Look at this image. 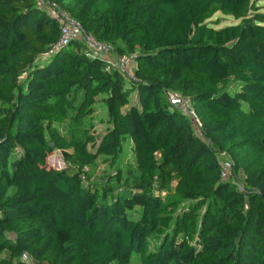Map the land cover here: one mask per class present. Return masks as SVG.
<instances>
[{
	"label": "trees",
	"instance_id": "obj_1",
	"mask_svg": "<svg viewBox=\"0 0 264 264\" xmlns=\"http://www.w3.org/2000/svg\"><path fill=\"white\" fill-rule=\"evenodd\" d=\"M49 1L134 54L133 77L76 39L44 61L57 20L0 0V264H264V4ZM216 12L237 22L216 27Z\"/></svg>",
	"mask_w": 264,
	"mask_h": 264
},
{
	"label": "built area",
	"instance_id": "obj_2",
	"mask_svg": "<svg viewBox=\"0 0 264 264\" xmlns=\"http://www.w3.org/2000/svg\"><path fill=\"white\" fill-rule=\"evenodd\" d=\"M38 3L50 16L55 18L59 24V35L45 52L46 56L55 53L68 42L76 39L86 44L89 54L103 57L107 63V69L113 67L133 77V67L135 65L134 54H114V47L111 43L101 41L92 34L87 33L83 25L57 3L49 0H38ZM167 98L171 104L177 106L183 113L189 116L196 133L199 136H203L204 130L202 122L192 109L189 98L172 91L168 92ZM220 167V180L229 178L232 172V159L228 156L221 157ZM234 180H236L235 176Z\"/></svg>",
	"mask_w": 264,
	"mask_h": 264
},
{
	"label": "rangeland",
	"instance_id": "obj_3",
	"mask_svg": "<svg viewBox=\"0 0 264 264\" xmlns=\"http://www.w3.org/2000/svg\"><path fill=\"white\" fill-rule=\"evenodd\" d=\"M258 3L263 5L264 4V0H258ZM262 11H264V7L262 8ZM214 19H217V21H218V23L215 24L216 27H220V26H223V25H226V24H231V23L237 22V20L233 19L232 17L227 16V15H223L220 12H216L212 16L211 20H214ZM47 59H49V57L46 56L44 58V61L47 60ZM123 78H124L125 82L128 85L133 84L132 80H130L127 75L124 74ZM236 88H237V83L231 82L229 84V90H234ZM131 101H134V97L131 99ZM93 124L95 125L94 132L97 133V134H100L103 131V129H104V124L103 123L102 124L97 123V119H95V121H93ZM220 157H223V155L220 154ZM130 158H131V153H130L128 144H125L123 152H122V154L120 156V159H119V163L121 165H124V164H126L127 162L130 161ZM99 159H100L101 163L99 164V166L97 168L96 175H95L96 178L105 176L109 172V170H111L108 167V164L103 162L102 157H100ZM46 163H47L48 166H57L58 168L64 167L65 163L63 161V158H62L60 150L53 149L51 151V153H49L48 156L46 157ZM238 175H239V178H240L241 174L238 173ZM236 179H238V178L236 177ZM133 261L137 262L138 261V257L137 256L134 257Z\"/></svg>",
	"mask_w": 264,
	"mask_h": 264
},
{
	"label": "water",
	"instance_id": "obj_4",
	"mask_svg": "<svg viewBox=\"0 0 264 264\" xmlns=\"http://www.w3.org/2000/svg\"><path fill=\"white\" fill-rule=\"evenodd\" d=\"M50 145L52 146V143H50ZM54 168H58L57 166H53Z\"/></svg>",
	"mask_w": 264,
	"mask_h": 264
}]
</instances>
